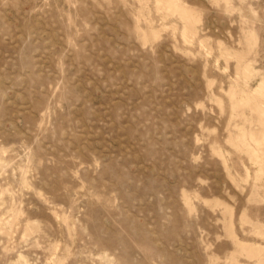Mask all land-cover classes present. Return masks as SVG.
Wrapping results in <instances>:
<instances>
[{"label": "rangeland", "instance_id": "374dc122", "mask_svg": "<svg viewBox=\"0 0 264 264\" xmlns=\"http://www.w3.org/2000/svg\"><path fill=\"white\" fill-rule=\"evenodd\" d=\"M0 264H264V0H0Z\"/></svg>", "mask_w": 264, "mask_h": 264}]
</instances>
